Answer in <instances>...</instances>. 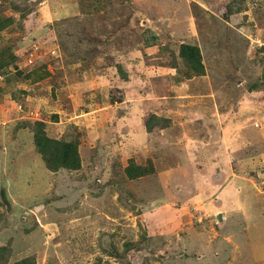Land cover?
Here are the masks:
<instances>
[{"label": "rangeland", "instance_id": "obj_1", "mask_svg": "<svg viewBox=\"0 0 264 264\" xmlns=\"http://www.w3.org/2000/svg\"><path fill=\"white\" fill-rule=\"evenodd\" d=\"M2 15L0 264H264V0ZM39 129L79 165L50 170Z\"/></svg>", "mask_w": 264, "mask_h": 264}, {"label": "trees", "instance_id": "obj_2", "mask_svg": "<svg viewBox=\"0 0 264 264\" xmlns=\"http://www.w3.org/2000/svg\"><path fill=\"white\" fill-rule=\"evenodd\" d=\"M14 22L13 16H0V31ZM183 57L193 63H200L201 51L199 46L183 44L181 49ZM43 124V123H41ZM34 141L50 170H58L62 167L75 168L79 165V155L77 147L63 139H56L48 136L43 129L36 131ZM2 248L1 250H3ZM11 264H36L31 257H25L22 260Z\"/></svg>", "mask_w": 264, "mask_h": 264}, {"label": "water", "instance_id": "obj_3", "mask_svg": "<svg viewBox=\"0 0 264 264\" xmlns=\"http://www.w3.org/2000/svg\"><path fill=\"white\" fill-rule=\"evenodd\" d=\"M219 218H221V216Z\"/></svg>", "mask_w": 264, "mask_h": 264}]
</instances>
